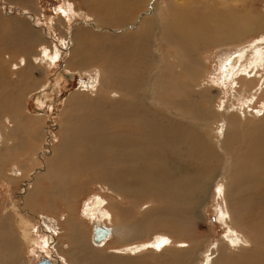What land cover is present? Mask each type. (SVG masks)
<instances>
[{"label": "rangeland", "instance_id": "obj_1", "mask_svg": "<svg viewBox=\"0 0 264 264\" xmlns=\"http://www.w3.org/2000/svg\"><path fill=\"white\" fill-rule=\"evenodd\" d=\"M65 1L67 3L71 1L75 9V16L70 15L68 23L62 16L66 13ZM88 1L0 0V76L7 78L6 80L12 84L8 91H3L0 87V99L5 102L1 104L0 110L4 112L7 110L6 114L3 112L0 114V133L5 143L2 146L6 147L5 150L3 148L4 153L0 154V164L2 163L0 219L11 214L8 220L14 237L13 245L18 247L15 249L18 250L19 263L37 264L46 258L51 264H82V259L73 255L78 253L71 242L74 238V240L82 239L90 251H102L104 256L112 257V260L118 259L119 262L112 264H128V262L174 264L167 254L193 247L198 252L195 251V256L186 264H213L221 241L235 239L240 241L246 248L244 250H249L248 252L253 253L259 246L257 257L259 260L256 259L254 264H264V93H257L256 100H248L249 98L241 93V87L244 88L245 82L243 78H253L254 75L251 74L253 71L262 74L255 63L264 62V58L261 57L264 56V0H238L235 6H232V0L183 2L188 6L186 16L182 19V25L186 30L185 37L192 42L195 58L203 65L198 66L201 69L190 79L181 71L176 74L174 81H165L160 87L154 85L149 95L148 103L151 107L157 108L152 110L154 118L163 119V115H166L172 120L182 122L178 123L181 125H185V115L194 107L195 115H200L197 107L209 109L210 121L206 123L209 133H206L212 135L209 137L214 143L211 155L203 156L198 165L193 166L194 159L190 148L172 152L175 181L192 177L199 184L206 181L204 175L213 170L212 187L210 186L201 196H197L189 211L185 210L184 206L188 202L177 200L178 193L168 194L162 188L159 190L154 188L151 191L148 189L147 176L150 171L147 172V169H151L150 173L153 175L158 170H163V163L157 160V156L146 155L147 146L142 154L124 153L121 169L112 166L115 157L110 149L111 143H114L112 141L82 146L83 149H79L78 152L62 156L60 158L61 161L64 159V163H61L64 165L62 168H59L60 161L54 160L56 152L61 150L64 132L60 121L66 115L69 102L77 95L91 99L98 98V92L102 88L98 61L79 66L77 58L71 54L74 37L76 36L77 40L81 39L82 36L79 35L81 32H90L96 37L106 33L109 36L120 37L124 33H132L138 27L136 25L139 20L143 19L140 17L145 14L148 16L152 12L150 8H146V11L145 9L137 11L133 23L113 27L100 23L106 18L104 12L93 11L95 3L99 5L102 4L101 1L108 0H97V2L92 0L93 3L90 5ZM150 3L157 4V14L161 17L160 21L151 26L152 32L150 30L148 32L149 43L146 50L149 51L151 47L154 53L157 51L154 47H157L158 35L164 34L168 39L170 33V28L164 26L169 16L165 15V7H163L169 3V0H151ZM207 3L214 5L215 10L224 15L236 17L253 31L241 35L236 43L199 47L205 32L193 26L197 24L202 10L193 13V6L201 7ZM235 9L237 13L234 12ZM81 11L85 17H88L87 19L79 17ZM21 37L27 40L25 44L21 43ZM28 38L32 40L28 41ZM14 39H17V48H8L12 47V44L7 46V43L13 42ZM93 42L96 45L111 47L103 39ZM158 46L160 59H156L153 65L161 67V63L166 61L162 54L165 55L168 51V54H172L173 50H167L166 44ZM43 48L56 53L57 59L54 63L51 59L38 58V53ZM253 49H260L262 50L260 55L263 54L258 56ZM28 51L32 53L28 54ZM104 67L108 68V64ZM157 72L158 70L151 69V74L157 75ZM21 76L20 82L18 78ZM184 82L187 85L192 84L194 89L189 90ZM170 84L175 87L168 90ZM116 89L109 86L108 91H105L109 95L119 94L127 99L123 90L117 87ZM146 90L148 87L145 81V85L139 87L138 94L142 96ZM205 96L209 103L203 101ZM16 99L19 107L18 120H11L8 116L9 104L14 100L17 101ZM138 101L145 104L144 99ZM180 101L185 104L197 103L187 109H183L185 105L183 106L182 103V110L185 112V115H181L183 120L180 118L183 111L173 110V106L180 104ZM233 106L242 108L243 113L246 112L245 116L239 114V119H236V125L243 132L239 144L235 147L230 141L222 142L223 134L216 130L226 119L225 114L228 112L229 116L233 114L231 112ZM260 110L263 112L258 113ZM171 112L175 115H171ZM147 113L150 115V111ZM122 120L124 124L114 125L112 119H107L106 125L99 127H102V130L114 127L137 138L142 137L138 128L143 126L130 123V119L126 117H122ZM204 122L194 121L192 125L202 130L201 125ZM145 123L144 119L141 124ZM162 123H166V120L163 119ZM128 128L131 130H127ZM10 130L13 133H9ZM111 137L117 138L115 135ZM111 137L108 139L110 140ZM216 145L218 147L215 148ZM222 147L225 148L224 153L221 152ZM94 152H106L109 157L97 158L93 155ZM236 154L239 156L243 154L244 158H238ZM233 157H235L234 161L238 159L234 162ZM69 158L72 159L74 167L69 173L66 172L69 176L64 180L57 177V172L61 174V171L65 172L69 169L66 165ZM78 159L82 162H76ZM235 164L238 165L237 168L234 167ZM101 167L105 173L100 170ZM52 168H54L53 173ZM222 168L231 170L221 173ZM49 169L51 177H49ZM136 169L137 172L134 173ZM3 177L14 179L9 184L5 180L7 178L3 179ZM208 180L211 181V177ZM58 181H63L64 184L59 182L57 185ZM61 184L63 188L59 187ZM34 187H37L38 191L27 198V193ZM224 189L234 190L237 196L235 193L226 195ZM96 202L100 205L99 211L94 210L97 211L95 213L93 209ZM91 204L95 205L92 207ZM89 210L94 212L92 219ZM98 214L100 217H97ZM17 215L18 219L22 217V222L16 220ZM96 219L101 220L100 224L105 227L117 229L119 232L128 229L131 234L124 233L122 238L112 235L113 237L108 238L101 247L94 246L93 228L99 222ZM165 238L164 252L159 254V251L155 250L156 244ZM12 248L7 244L4 250L6 256L10 251L16 252L14 247ZM232 248L227 249L225 253L234 256L244 252L243 249L235 251ZM5 252H1L2 255H5ZM220 252L223 253L221 249ZM12 260L16 261L14 258ZM126 260L128 262L125 263Z\"/></svg>", "mask_w": 264, "mask_h": 264}, {"label": "bare ground", "instance_id": "obj_2", "mask_svg": "<svg viewBox=\"0 0 264 264\" xmlns=\"http://www.w3.org/2000/svg\"><path fill=\"white\" fill-rule=\"evenodd\" d=\"M86 1L88 0H85V2ZM150 1L151 0H108L107 2L101 1L102 4H99V5L98 3H95L97 5L94 4L93 11L95 10L100 11V12L102 11L106 14V18L103 19L100 23L104 25H111L113 27H119L120 25L124 23L125 24L130 23V22L133 23L135 20V16H136L135 14L137 13V11L144 10V9L146 11V8H150L152 12L150 11L151 14L149 15L147 14L149 17L146 16L145 13H143L145 14L147 18H145V16L142 15L143 17H140V18H143V19L139 20V23L136 25L138 27H136V29L132 33L127 32V33H124L123 35H120V37L119 36H109L108 33L96 37L93 33H90V32H81L79 35L82 36V38L78 40L76 39V36L74 37L75 39L73 40L74 48L71 54H73L74 57L77 58L76 60L79 66L92 64L93 62L98 61L97 67L99 68V71H100L99 73L102 78L101 84H102L103 89L102 88L100 90L98 89L99 90L98 98L95 97L91 99V98L85 97L84 95H77V96H74V98L72 97L73 99L69 102V105L65 111L66 115L60 121L62 124L63 132H64L62 133L63 142L60 147L61 150L56 152V157H54V160H57V161L59 160L60 166H61L59 168H62L64 166L61 164V163H64V159L63 161L60 160L62 156L78 152L79 149L80 150L83 149L82 146L84 147L93 146L98 142L112 141L114 143H111L110 149H111L112 154H114L115 156L112 162V166L116 167L117 169H121L122 168L121 165L124 163L122 161V159H124V157H122L124 153H128V152L135 153L136 152L137 154H142L144 152L145 147L147 146L148 148L145 149L146 155L153 156V157L157 156L158 157L157 160H159L160 163H163V170H158L155 174L152 173L153 175H151L150 173L152 172L151 169H147L148 170L147 172L150 171L147 176V184L149 185L148 189L151 191L154 188L156 190H159L160 188H162V190H164L168 194L173 193L174 195L178 193L177 200H179L180 202H185V203L188 202L184 206H185V210L189 211L192 209L193 207L192 205L193 203H195L194 201L195 199H197V196H201L210 186L212 187L214 183L212 179L213 170L208 171L207 174L204 175L206 176L205 179L207 178L206 181L201 182L199 184H197L195 179H193L192 177H185L179 181H175L173 179V172L175 171V166L173 165L174 160H173L172 152H176L180 150L183 151L186 147L190 148L191 150L190 153H192L193 155L192 158L194 159L192 163L193 166H197L200 159L203 156L207 157L211 155V152L214 149V143H212L211 141L212 139L209 137L212 135L207 134L209 132L207 131L208 125L206 124L207 122L210 121L209 109L208 108L203 109L202 107L201 108L197 107V110L200 112V115L202 114V116H200L198 114L195 115V113L193 112L195 108L194 107L191 112L185 115L184 110H182L183 102L180 101L181 102L180 104H176L173 106L174 107L173 110L180 109L181 111H183L180 114V118H182L181 115L183 114L185 115V118H184L186 121L185 125L178 124L182 122H177L174 119L172 120V118H168L166 115H163V119L166 120V123H162L163 119H161L160 117L154 118L153 111L157 108L151 107L150 104L148 103V99L150 98L149 95L151 94V90L154 85H159L160 87V85L165 84V81H174L176 78V74L181 73V71H183L187 75V77L190 79L196 73H198V70L201 69V67H198V66L203 65V63L198 61V59L195 58V53L192 50L193 48L191 47L192 42L187 37H185L186 30L182 25V19L186 16V12H187L186 10L188 9V6L186 4H183V2H188L186 0H169V3L166 6L163 5V7H165L164 8L165 15L169 16V18H166L165 20L168 22L164 23V26H167L170 28V33L167 36L168 39L165 37L164 34L158 35L157 37L158 44H157V47H154V49H156L157 51L153 53L152 51L153 48L151 47L149 51L146 50L148 43H149L148 32L149 30L152 32L151 26L157 23L158 21H160L161 19V17L157 14V9H156L157 4L154 3L151 5ZM220 1L221 0H218V2ZM237 2L238 0H232V6H235ZM92 3H93L92 0L88 1L89 5ZM208 4L209 3L202 5L201 7L197 5L193 6V10H194L193 13H196L197 11L202 10V14L198 16L197 24L193 26V28H197L205 32L200 40L201 43L199 44L200 45L199 47H201V45H203L202 47L206 48L208 46H211L212 44H214V46H219V44L227 45V44L236 43L238 42L239 37L241 35H244L248 32L253 31L252 29L247 28V26H244L243 23L237 20L236 17L228 15V14L224 15L220 11L215 10L214 5H208ZM64 8L66 9L64 10L66 11V13L63 14L62 16L66 20V23H68V19H70L69 16L70 15L71 17H73L72 15L75 16V9H74V6L71 4V1L70 3L69 1L68 3L66 2ZM60 12H61V8H60ZM114 12L117 14H115ZM234 12H236V9L234 10ZM79 17L81 19L88 18L84 16V13L82 11ZM57 22L58 21H56V23ZM127 28H130V27H127ZM21 38H22L20 39L21 43L25 44L27 40L23 37ZM17 39H14L13 42L7 43V46L12 44V47H8V48L10 49H13V47L17 48V42H16ZM100 39H103L106 42H108V45H110L111 47H104L101 44H97V45L94 44L93 41L100 40ZM29 40H32V39L28 38V41ZM160 44H166L167 50H173V53L168 54L169 53L168 51L165 55L162 54L164 58L166 59V61L161 63V67H156L153 65V62L156 59L158 60L160 59V48L158 46ZM110 48H113V49H110ZM259 48H260V45H259ZM253 50H254V53L256 52V54H258V56L260 55L262 51L260 49H253ZM31 53L32 52L28 51V54H31ZM38 55L37 56L40 59H42V57H44L45 59H51L52 63H54L55 60L57 59L56 53L52 51L50 52L48 48H43L38 53ZM30 56L32 55H29V57ZM261 57L262 59L264 58V56H261ZM248 59L250 58L248 57ZM115 60L117 61L114 62ZM72 63H73V59H72ZM106 64H108V68L104 67V65ZM127 64L128 66H126ZM262 64H264V62L260 63L259 61H257L255 63V66L259 68L258 71L260 73L262 72V74L259 75L253 71V73L251 72V74L254 75L253 78L249 77L248 75L247 77L249 78H243L245 82L243 85L244 88L241 87V93L246 95L249 98L248 100H256L257 97L255 96L257 95V93H260V92L264 93V66H262ZM175 68L177 69L175 70ZM151 69L153 71L158 70L157 75L151 74ZM2 77L0 76V85H1L0 87H2L3 91H8V89H11L12 84L9 81H7L8 80L7 78L6 80L5 78H2ZM18 79L21 82L22 76L19 77ZM145 81L147 82L148 90L145 91L146 95L142 94V96H140L138 94L139 87L144 86ZM184 85L185 87L187 86L189 90L194 89V86L192 84L187 85L184 82ZM109 86H112L114 90H117L116 87L121 91L123 90V92L125 93V97H127V99H125L124 96L119 95V94L109 95L108 93H106V91H108L109 89ZM174 87L175 86L173 84H170V86L168 87V90H171ZM88 91L89 90H87V92ZM117 95L119 96L116 97ZM152 97L154 96L152 95ZM139 99H144L145 104L140 103V101H138ZM204 99L203 101L205 103H209V100L206 96ZM16 100L17 101L14 100L12 103L9 104L8 116L10 117L11 120H18L19 107H18V99ZM4 103L5 102H3L2 99H0V106L1 104H4ZM196 104L197 103H193V102H187L186 104L183 103V106L185 105L183 109H187L190 106H194ZM231 109H232L231 112H233V114H231V116L228 115L229 112L225 114L226 119L220 123V125L216 128V130L220 131L223 134L222 142L228 143V141H230L232 145H234L235 147L239 144L240 142L239 139L242 137L241 133L243 132L242 129L236 125V119H239V116L242 114L245 116L246 112L243 113L242 108L239 109L235 106H233ZM139 110H141V112ZM148 111H150L151 116L147 113ZM1 112L6 114L7 110L5 112L0 110V114ZM262 112L263 111L260 110L258 113H262ZM171 115H175V114L171 112ZM122 117H126L130 119V123L134 122V123L140 124V126H143L141 128H138L142 136L141 138H137L136 136L131 135V134H126L125 133L126 131L122 132L117 129H114V127H108L104 130L101 129L102 127H99V126L106 125L107 119H112V121L114 122V125L119 124V123L124 124L122 122L123 121ZM144 119L146 123L141 124ZM200 120L205 121L204 122L205 124L202 123L201 125L202 130H198L197 127H194L192 125L194 121H200ZM127 130H131V128H128ZM17 132L18 130H16L15 133ZM9 133H13V131L10 130ZM4 134H7V133H4ZM111 135H115L117 138L113 137L112 139ZM110 137L111 139L109 140L108 138ZM2 144H5V143H4V138L2 134L0 133V145H1L0 154L2 152L4 153L3 148L4 150L6 149V147L2 146ZM129 147L130 148L132 147L133 149H128ZM216 147L218 146L216 145L215 148ZM224 149L225 148L222 147V150H221L222 153H224ZM106 154H107L106 152H100V153L94 152L93 155H95L97 158L107 159L109 156ZM4 155L8 156V154L7 155L4 154ZM237 157L244 158V155L243 154L242 156L237 155ZM193 159L190 158V160H193ZM234 159L235 157H233V161ZM76 162L81 163L82 160L78 159L76 160ZM1 164H0V172H1ZM66 165L69 166V169L67 171L65 172L61 171V174L60 172H57L58 173L57 177H60L64 180L68 178L69 175L67 176V173H69L71 169L74 167V163L72 159L69 158L66 162ZM234 167L237 168L238 165L235 164ZM53 169L54 168H52L51 170L52 173H53ZM100 170L103 173H105L103 167H101ZM230 170L231 169L222 168L220 172L223 173L225 171H230ZM135 172H137V169L134 171V173ZM51 176H50V169H49V177ZM204 176L202 175L203 180H204ZM246 176L248 177V175ZM209 177H211V181L208 180ZM4 178H7L5 180H7L8 183L14 179V178L3 177V179ZM59 182H63V181H58L56 184L58 185ZM173 182H174V185H176V187L173 185ZM62 184H64V182ZM62 184L59 185V187L62 186L63 188ZM172 186L173 188H171ZM227 190H225L226 195H228V193L230 195L235 193V196H237V192H235L234 190H231V191H227ZM37 191H38V188L34 187V189L31 192L27 193L26 197L28 198L29 196H32L33 194L35 195ZM239 195L241 196V194ZM94 205H92V207ZM99 205L100 203L96 202V205L94 206L93 211L94 210L99 211ZM93 211L89 210L91 219L92 217H94L95 211L94 212ZM10 216L11 214L6 215L2 217V219H0V251L1 252H5L4 250L7 244H9L10 248L12 247H14V249L18 248L13 245V243L15 242H14V237L12 235V232L10 231V226H11L9 223L10 220H8L10 219L9 218ZM98 216L99 214L97 215V217ZM21 218L22 217L20 216L18 219V215H17L16 220H21ZM100 221L101 220H97L98 224H95L93 228L92 243L94 244V246L101 247L108 240V238H110L112 235L120 236L122 238L124 233H127L128 235L131 234V231L128 229H126L125 232H119L117 229L105 227L100 224ZM20 222H22V220ZM98 229L106 230L105 236L101 239H97L95 236V232ZM74 234H75V231L73 235ZM21 239L24 240V238L22 237ZM71 242L73 246L75 247V249L78 251V253H74L73 255H77L78 259L80 260L82 259L81 261L82 264H112L115 262H119L118 259L112 260V257L104 256L102 251L88 250V248L86 247L82 239L74 240L73 238L71 239ZM165 244H166V238L165 240L164 239L160 240L158 244H156L157 246L159 245V248L157 246H156L157 248L154 246L156 248L155 250L159 251V254H162V252H164ZM179 244L180 243H178V245ZM16 245H18V243H16ZM231 248L235 251H240L243 249L244 252L239 253L238 255H234V256L229 253H225L227 249L230 250ZM220 249L223 251V253L220 252ZM244 249L246 248L245 246L241 245L240 241H236L235 239L230 240V241L227 239H223L220 243L219 249L216 250L217 255H216L215 260H213L212 263L213 264H223V263L254 264L258 257L259 246L257 247L256 251H254L253 253L248 252L249 250H244ZM15 250L16 252L10 251L7 256H6V252H5V255H2V253L0 252V264H15V263L20 264L19 259H18V252H17L18 250L17 249ZM166 251L168 250H165V252ZM195 251L198 252L197 249L193 247L192 249L190 248L189 250L186 249V250L172 251V253L170 252L171 254H167V255L169 256V258L172 259V261H174V264H186L195 256V253H196ZM11 252H13L14 254L12 255ZM73 255H71L72 259L74 258ZM13 258L16 261H13L12 260ZM74 260L76 262V259ZM126 262L128 261L126 260L125 263ZM195 263H197V261ZM128 264L130 263L128 262ZM135 264H139V263L136 262Z\"/></svg>", "mask_w": 264, "mask_h": 264}, {"label": "water", "instance_id": "obj_3", "mask_svg": "<svg viewBox=\"0 0 264 264\" xmlns=\"http://www.w3.org/2000/svg\"><path fill=\"white\" fill-rule=\"evenodd\" d=\"M105 234H106V230H104V229H98L95 232V236L97 239L103 238L105 236Z\"/></svg>", "mask_w": 264, "mask_h": 264}, {"label": "flooded vegetation", "instance_id": "obj_4", "mask_svg": "<svg viewBox=\"0 0 264 264\" xmlns=\"http://www.w3.org/2000/svg\"><path fill=\"white\" fill-rule=\"evenodd\" d=\"M40 261L37 262V264H51V262H49L48 259H46V258L43 261H41V262Z\"/></svg>", "mask_w": 264, "mask_h": 264}, {"label": "snow or ice", "instance_id": "obj_5", "mask_svg": "<svg viewBox=\"0 0 264 264\" xmlns=\"http://www.w3.org/2000/svg\"><path fill=\"white\" fill-rule=\"evenodd\" d=\"M157 247L159 248V245Z\"/></svg>", "mask_w": 264, "mask_h": 264}]
</instances>
